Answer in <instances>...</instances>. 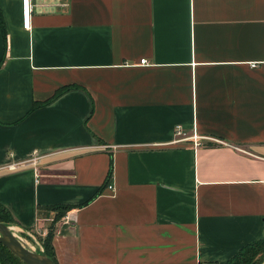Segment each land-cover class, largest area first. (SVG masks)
Segmentation results:
<instances>
[{
  "label": "crops",
  "instance_id": "0c3cea01",
  "mask_svg": "<svg viewBox=\"0 0 264 264\" xmlns=\"http://www.w3.org/2000/svg\"><path fill=\"white\" fill-rule=\"evenodd\" d=\"M33 2L27 28L0 0L16 224L54 222L60 264L223 263L263 238L264 0Z\"/></svg>",
  "mask_w": 264,
  "mask_h": 264
},
{
  "label": "trees",
  "instance_id": "16d2710c",
  "mask_svg": "<svg viewBox=\"0 0 264 264\" xmlns=\"http://www.w3.org/2000/svg\"><path fill=\"white\" fill-rule=\"evenodd\" d=\"M0 61V65L2 64ZM62 88L56 90L55 93H59ZM35 105V104H34ZM33 105V106H34ZM111 170V168H110ZM111 173V171L109 172ZM108 183V179L106 180ZM75 206L74 204H66V203H55L53 205H49L48 207L51 209H56L55 219L63 216L71 207ZM0 220L5 221L7 223H17V219H15L10 207L0 201ZM54 222L50 225L47 234L45 236H41L43 247L46 253L53 258L55 263H58L55 248L53 247V237H54ZM264 256V237L259 239H254L251 242L241 246L237 252L232 255L227 260L220 262L209 261V264H259L261 259ZM0 264H26L23 259L18 256L12 249H9L2 241H0ZM203 264V263H202Z\"/></svg>",
  "mask_w": 264,
  "mask_h": 264
},
{
  "label": "water",
  "instance_id": "95a60500",
  "mask_svg": "<svg viewBox=\"0 0 264 264\" xmlns=\"http://www.w3.org/2000/svg\"><path fill=\"white\" fill-rule=\"evenodd\" d=\"M0 241L20 256L26 264H57L44 248H32L13 231L11 224L0 220Z\"/></svg>",
  "mask_w": 264,
  "mask_h": 264
},
{
  "label": "built area",
  "instance_id": "2783aa9c",
  "mask_svg": "<svg viewBox=\"0 0 264 264\" xmlns=\"http://www.w3.org/2000/svg\"><path fill=\"white\" fill-rule=\"evenodd\" d=\"M33 0H22V7H23V22H24V26H26L27 28L31 27V22H30V17H31V12L33 10ZM141 62L147 63V58L146 57H142ZM252 64H256V63H252ZM175 134L178 136H182L185 137L186 136V132L183 129V126L181 124H177L176 128H175ZM189 136H193L195 138H197V133H192ZM196 143H200V142H196ZM38 157L37 156H33L31 161H33L34 163L38 162ZM24 163V161H11L8 166L9 167H16L19 165H22ZM107 186L113 191L115 192L116 189V185H114L111 182L107 183Z\"/></svg>",
  "mask_w": 264,
  "mask_h": 264
},
{
  "label": "rangeland",
  "instance_id": "374dc122",
  "mask_svg": "<svg viewBox=\"0 0 264 264\" xmlns=\"http://www.w3.org/2000/svg\"><path fill=\"white\" fill-rule=\"evenodd\" d=\"M10 224L15 234H17L18 237H20L25 244H27L28 246L32 248H35L37 246H39L40 248L41 247L44 248L42 244V240L39 236V233H36V232L32 233L26 229L24 230L23 228H21L19 225H17L14 222H11ZM263 262H264V256L261 259V262L259 264H262ZM212 264H215V263H212Z\"/></svg>",
  "mask_w": 264,
  "mask_h": 264
},
{
  "label": "bare ground",
  "instance_id": "6f19581e",
  "mask_svg": "<svg viewBox=\"0 0 264 264\" xmlns=\"http://www.w3.org/2000/svg\"><path fill=\"white\" fill-rule=\"evenodd\" d=\"M17 227H18V226H17ZM11 228H12V226H11ZM262 264H264V262H263Z\"/></svg>",
  "mask_w": 264,
  "mask_h": 264
}]
</instances>
